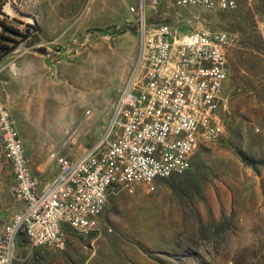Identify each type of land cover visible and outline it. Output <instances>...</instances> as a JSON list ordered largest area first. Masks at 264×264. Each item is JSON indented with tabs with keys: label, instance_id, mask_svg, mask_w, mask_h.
Masks as SVG:
<instances>
[{
	"label": "rangeland",
	"instance_id": "1",
	"mask_svg": "<svg viewBox=\"0 0 264 264\" xmlns=\"http://www.w3.org/2000/svg\"><path fill=\"white\" fill-rule=\"evenodd\" d=\"M8 1L6 26L26 34L32 17L35 32L21 39L0 29L10 40L2 42L10 50L0 59V108L40 186L55 173L51 152L72 159L101 137L117 92L136 67L135 36L119 33L124 22L94 24L93 15L108 22L119 3L127 15L137 1ZM143 19L179 34L224 35L216 111L221 134L198 144L180 175L135 185L130 193L108 190L92 230L78 235L64 228L63 251L16 237L8 264H264V0H236L230 11L156 0L145 4ZM13 187L0 141V234L22 207Z\"/></svg>",
	"mask_w": 264,
	"mask_h": 264
},
{
	"label": "built area",
	"instance_id": "2",
	"mask_svg": "<svg viewBox=\"0 0 264 264\" xmlns=\"http://www.w3.org/2000/svg\"><path fill=\"white\" fill-rule=\"evenodd\" d=\"M136 1L127 8L133 21L121 25L135 36L136 67L111 105L106 129L75 158L51 152L55 173L46 183L37 186L29 176L21 141L7 111L0 108V141L13 174L14 193L22 203L0 234V264L9 263L16 237L35 248L63 251L64 228L78 235L92 230L108 190L130 193L135 185L180 175L196 146L213 143L221 134L216 111L225 77L224 35L208 30L179 34L165 24L147 26L143 8L156 0ZM166 1L176 7L218 11H230L236 3ZM9 4L0 0V23L10 17L4 11ZM32 20L26 24V34L35 32Z\"/></svg>",
	"mask_w": 264,
	"mask_h": 264
},
{
	"label": "crops",
	"instance_id": "3",
	"mask_svg": "<svg viewBox=\"0 0 264 264\" xmlns=\"http://www.w3.org/2000/svg\"><path fill=\"white\" fill-rule=\"evenodd\" d=\"M91 1H93V3H94V0H91ZM123 5H124V2L123 3H119V7L117 6V8H116L117 13L115 12L114 15H110V19L108 20V22H106L107 21L106 20V17H105L106 15L100 16V15L97 14V12H95V10L98 8V6L97 7H94L93 6L91 10H92L93 13L95 12V15H93L94 16L93 17L94 18V24L96 22H101L99 25H105V26H109V27H116L117 25L121 24L122 22L130 21L128 19L131 16L127 12H126L127 15L124 14ZM127 16H129V17H127ZM85 27H88V26H85ZM85 27H84V29H86ZM117 69H118V67H116V71H117ZM125 71L126 70H124V69L121 68L119 70V73L117 75L115 74L116 80H117V82L115 83V85H117L118 87H120L121 84L124 81L123 79L125 78V76L123 78V75L125 74ZM119 79H120V81H119Z\"/></svg>",
	"mask_w": 264,
	"mask_h": 264
},
{
	"label": "trees",
	"instance_id": "4",
	"mask_svg": "<svg viewBox=\"0 0 264 264\" xmlns=\"http://www.w3.org/2000/svg\"><path fill=\"white\" fill-rule=\"evenodd\" d=\"M0 27H1V29H2V31L3 32H5V31H7V32H10V33H13L14 35H16V36H18V37H20L21 39H25L27 36H26V34H20V33H18L16 30H13L12 28H10V27H8V26H6V25H4L3 23H0ZM124 30H122V29H120L119 30V33H121V32H123ZM6 40V41H10V40H8V38H6V37H2L1 35H0V59L3 57V56H5L8 52H9V47L8 46H6V44H2V42L4 43V41Z\"/></svg>",
	"mask_w": 264,
	"mask_h": 264
},
{
	"label": "bare ground",
	"instance_id": "5",
	"mask_svg": "<svg viewBox=\"0 0 264 264\" xmlns=\"http://www.w3.org/2000/svg\"><path fill=\"white\" fill-rule=\"evenodd\" d=\"M10 10V9H9ZM9 10H8V12H9Z\"/></svg>",
	"mask_w": 264,
	"mask_h": 264
}]
</instances>
